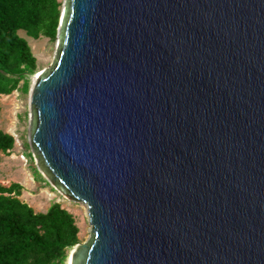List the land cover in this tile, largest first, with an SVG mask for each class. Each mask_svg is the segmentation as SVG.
<instances>
[{
	"label": "water",
	"instance_id": "water-1",
	"mask_svg": "<svg viewBox=\"0 0 264 264\" xmlns=\"http://www.w3.org/2000/svg\"><path fill=\"white\" fill-rule=\"evenodd\" d=\"M55 38L28 141L72 264H264V0H64Z\"/></svg>",
	"mask_w": 264,
	"mask_h": 264
},
{
	"label": "trees",
	"instance_id": "trees-1",
	"mask_svg": "<svg viewBox=\"0 0 264 264\" xmlns=\"http://www.w3.org/2000/svg\"><path fill=\"white\" fill-rule=\"evenodd\" d=\"M60 5L58 0H0V95H10L20 81L21 91H28L36 59L19 33L55 40ZM13 148L14 138L0 130V154ZM21 191L16 183L0 186V264H65L79 243L73 215L56 203L36 213L19 200Z\"/></svg>",
	"mask_w": 264,
	"mask_h": 264
},
{
	"label": "rangeland",
	"instance_id": "rangeland-1",
	"mask_svg": "<svg viewBox=\"0 0 264 264\" xmlns=\"http://www.w3.org/2000/svg\"><path fill=\"white\" fill-rule=\"evenodd\" d=\"M58 2L61 4V16L64 0H58ZM19 34L28 42L36 59V67L33 74L28 77L29 86L26 93L21 91L22 81H20L18 89L10 95H0V130L14 138V148L10 153L0 154V186L8 187L11 183L19 184L22 187L19 200L36 213L45 212L53 203L61 205L75 219L79 230L77 245L86 244L92 234L86 205L72 201L45 181L35 167L28 141L29 90L34 82L33 78L51 66L56 53L57 40L44 37L34 40L23 32ZM77 245L68 251V254L72 250L75 252Z\"/></svg>",
	"mask_w": 264,
	"mask_h": 264
},
{
	"label": "bare ground",
	"instance_id": "bare-ground-1",
	"mask_svg": "<svg viewBox=\"0 0 264 264\" xmlns=\"http://www.w3.org/2000/svg\"><path fill=\"white\" fill-rule=\"evenodd\" d=\"M40 74H41V73H40ZM40 74H38V75L35 76L34 78L40 76ZM34 78H33V80H34ZM72 251H73V250H72ZM72 251L68 254V258H67V260H66L67 264H72V260H71V255H72V253H73Z\"/></svg>",
	"mask_w": 264,
	"mask_h": 264
}]
</instances>
